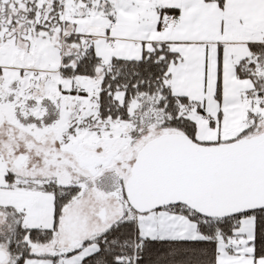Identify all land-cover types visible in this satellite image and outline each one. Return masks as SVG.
<instances>
[{"label": "snow or ice", "instance_id": "6c2138e0", "mask_svg": "<svg viewBox=\"0 0 264 264\" xmlns=\"http://www.w3.org/2000/svg\"><path fill=\"white\" fill-rule=\"evenodd\" d=\"M0 264H264V0H0Z\"/></svg>", "mask_w": 264, "mask_h": 264}]
</instances>
